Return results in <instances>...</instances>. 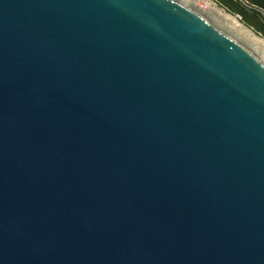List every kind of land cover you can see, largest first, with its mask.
Instances as JSON below:
<instances>
[{"label":"water","instance_id":"water-1","mask_svg":"<svg viewBox=\"0 0 264 264\" xmlns=\"http://www.w3.org/2000/svg\"><path fill=\"white\" fill-rule=\"evenodd\" d=\"M0 264H264V63L175 0H0Z\"/></svg>","mask_w":264,"mask_h":264},{"label":"bare ground","instance_id":"bare-ground-1","mask_svg":"<svg viewBox=\"0 0 264 264\" xmlns=\"http://www.w3.org/2000/svg\"><path fill=\"white\" fill-rule=\"evenodd\" d=\"M191 12L205 18L217 29L231 37L256 59L264 63V41L249 29L240 25L233 17L211 5L197 6L185 0H175Z\"/></svg>","mask_w":264,"mask_h":264},{"label":"trees","instance_id":"trees-1","mask_svg":"<svg viewBox=\"0 0 264 264\" xmlns=\"http://www.w3.org/2000/svg\"><path fill=\"white\" fill-rule=\"evenodd\" d=\"M251 5L246 8L234 0H216L217 5L227 13L240 17V22L264 38V0H247Z\"/></svg>","mask_w":264,"mask_h":264},{"label":"built area","instance_id":"built-area-1","mask_svg":"<svg viewBox=\"0 0 264 264\" xmlns=\"http://www.w3.org/2000/svg\"><path fill=\"white\" fill-rule=\"evenodd\" d=\"M189 3H194L197 6H204V5H211L214 7H217V2L216 0H185ZM235 2L241 4L242 6L246 7V8H250L251 5L248 3L247 0H234ZM236 18L240 19V17L238 15H236Z\"/></svg>","mask_w":264,"mask_h":264},{"label":"rangeland","instance_id":"rangeland-1","mask_svg":"<svg viewBox=\"0 0 264 264\" xmlns=\"http://www.w3.org/2000/svg\"><path fill=\"white\" fill-rule=\"evenodd\" d=\"M217 9H219V10H222L224 13H226V14H228V15H230L231 17H233L240 25H243L241 22H240V20L238 19V18H236V16H233V15H231V14H229V13H227L226 11H224V9H222L221 7H219L218 5H217ZM244 26V25H243ZM244 27H246V26H244ZM247 28V27H246ZM247 29H249L255 36H257L258 38H260L261 40H263L264 41V38L263 37H261L260 35H257L252 29H250V28H247Z\"/></svg>","mask_w":264,"mask_h":264}]
</instances>
